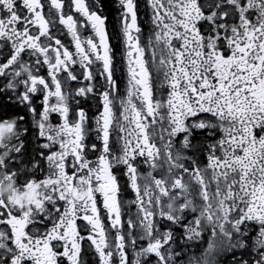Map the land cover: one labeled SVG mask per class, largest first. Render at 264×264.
Wrapping results in <instances>:
<instances>
[{
  "label": "snow or ice",
  "instance_id": "obj_1",
  "mask_svg": "<svg viewBox=\"0 0 264 264\" xmlns=\"http://www.w3.org/2000/svg\"><path fill=\"white\" fill-rule=\"evenodd\" d=\"M0 264H264V0H0Z\"/></svg>",
  "mask_w": 264,
  "mask_h": 264
}]
</instances>
